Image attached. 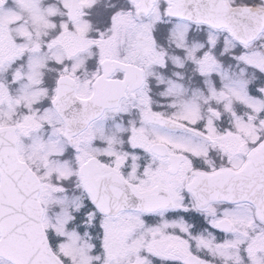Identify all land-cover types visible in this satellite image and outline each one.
<instances>
[{"label":"snow or ice","instance_id":"1","mask_svg":"<svg viewBox=\"0 0 264 264\" xmlns=\"http://www.w3.org/2000/svg\"><path fill=\"white\" fill-rule=\"evenodd\" d=\"M0 264H264V0H0Z\"/></svg>","mask_w":264,"mask_h":264}]
</instances>
